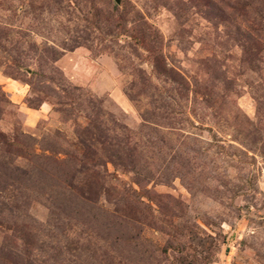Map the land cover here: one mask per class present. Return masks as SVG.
<instances>
[{"label": "rangeland", "instance_id": "rangeland-1", "mask_svg": "<svg viewBox=\"0 0 264 264\" xmlns=\"http://www.w3.org/2000/svg\"><path fill=\"white\" fill-rule=\"evenodd\" d=\"M0 264H264V0H0Z\"/></svg>", "mask_w": 264, "mask_h": 264}]
</instances>
